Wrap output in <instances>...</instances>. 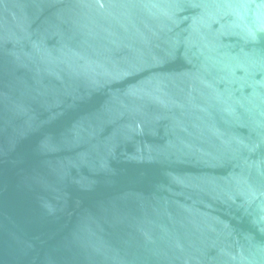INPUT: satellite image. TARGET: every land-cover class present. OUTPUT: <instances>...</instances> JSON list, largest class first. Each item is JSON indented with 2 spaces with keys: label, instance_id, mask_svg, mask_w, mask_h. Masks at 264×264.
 I'll return each instance as SVG.
<instances>
[{
  "label": "water",
  "instance_id": "95a60500",
  "mask_svg": "<svg viewBox=\"0 0 264 264\" xmlns=\"http://www.w3.org/2000/svg\"><path fill=\"white\" fill-rule=\"evenodd\" d=\"M0 264H264V0H0Z\"/></svg>",
  "mask_w": 264,
  "mask_h": 264
}]
</instances>
